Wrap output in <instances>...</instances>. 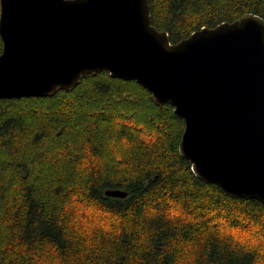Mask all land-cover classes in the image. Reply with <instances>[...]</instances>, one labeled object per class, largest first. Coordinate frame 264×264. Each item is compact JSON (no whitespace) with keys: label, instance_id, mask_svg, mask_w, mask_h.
Returning <instances> with one entry per match:
<instances>
[{"label":"trees","instance_id":"trees-1","mask_svg":"<svg viewBox=\"0 0 264 264\" xmlns=\"http://www.w3.org/2000/svg\"><path fill=\"white\" fill-rule=\"evenodd\" d=\"M149 4L172 42L246 13L264 19V0ZM184 130L173 105L108 71L0 99V264H264V204L197 177Z\"/></svg>","mask_w":264,"mask_h":264},{"label":"water","instance_id":"water-1","mask_svg":"<svg viewBox=\"0 0 264 264\" xmlns=\"http://www.w3.org/2000/svg\"><path fill=\"white\" fill-rule=\"evenodd\" d=\"M0 3V99L53 95L99 71L135 80L184 119L179 150L197 177L264 204L261 16L246 13L172 42L151 23L149 0Z\"/></svg>","mask_w":264,"mask_h":264}]
</instances>
